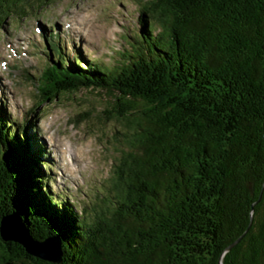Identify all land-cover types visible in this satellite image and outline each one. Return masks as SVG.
I'll return each instance as SVG.
<instances>
[{
    "label": "trees",
    "instance_id": "obj_1",
    "mask_svg": "<svg viewBox=\"0 0 264 264\" xmlns=\"http://www.w3.org/2000/svg\"><path fill=\"white\" fill-rule=\"evenodd\" d=\"M46 2L0 0V26ZM139 11L110 66L83 68L46 43L35 109L96 90L120 123L103 188L79 215L51 193L34 134L0 111V264H264V0H145ZM7 226L25 237L4 239ZM48 240L60 262L32 253Z\"/></svg>",
    "mask_w": 264,
    "mask_h": 264
},
{
    "label": "rangeland",
    "instance_id": "obj_2",
    "mask_svg": "<svg viewBox=\"0 0 264 264\" xmlns=\"http://www.w3.org/2000/svg\"><path fill=\"white\" fill-rule=\"evenodd\" d=\"M144 1L47 0L39 9L26 5L25 16L8 17L0 26L3 121H11L12 129L18 125L27 135L34 134L33 142L44 149L41 168L51 193L76 204L77 215L103 188L116 155L113 135L120 123L102 115L108 100L96 90L63 94L35 109L39 76L48 59L54 58L46 43L57 44L64 58L70 63L77 58L83 68L91 62L110 66L120 51L128 49V36L140 30L139 8ZM9 219V224L18 225L16 218ZM7 228L13 236L25 237L22 230Z\"/></svg>",
    "mask_w": 264,
    "mask_h": 264
},
{
    "label": "water",
    "instance_id": "obj_3",
    "mask_svg": "<svg viewBox=\"0 0 264 264\" xmlns=\"http://www.w3.org/2000/svg\"><path fill=\"white\" fill-rule=\"evenodd\" d=\"M253 206V205H252ZM247 231V230H246ZM245 231V232H246ZM244 232V233H245ZM244 233L241 235V236H239L236 240H234L231 244H229L226 248H225V250H224V252H227V251H229L232 247H234L239 241H240V239L243 237V235H244ZM2 236L4 237V239H6V240H12V239H14V237L15 236H13V234H11V233H7L6 231H3L2 232ZM16 239V238H15ZM50 240H48V242H49ZM52 242V244H50V246H49V244H47V245H43V246H41L40 247V249L41 250H32V253H34L36 256H38V257H40V258H42V259H44V260H48V261H52V262H60V260H61V253H60V251H59V247H58V244H56V243H54L53 241H51ZM46 243V242H45ZM26 244H28V242H26ZM25 245V244H24ZM28 245H30V244H28ZM52 245H54V246H52ZM26 246V249L28 250V251H30V249L27 247V245H25ZM35 247H37V246H35ZM34 247V248H35ZM47 247V248H46ZM43 249H44V251H43ZM43 251V252H42ZM31 252V251H30ZM219 264H222L221 262H219Z\"/></svg>",
    "mask_w": 264,
    "mask_h": 264
},
{
    "label": "bare ground",
    "instance_id": "obj_4",
    "mask_svg": "<svg viewBox=\"0 0 264 264\" xmlns=\"http://www.w3.org/2000/svg\"><path fill=\"white\" fill-rule=\"evenodd\" d=\"M66 153H67V151H66ZM72 156V155H71ZM73 157V156H72ZM65 161L67 162V164L69 165V159H68V157L66 158V156H65Z\"/></svg>",
    "mask_w": 264,
    "mask_h": 264
}]
</instances>
